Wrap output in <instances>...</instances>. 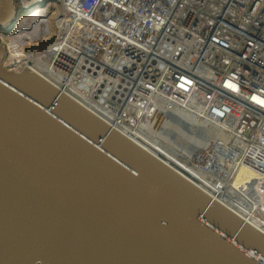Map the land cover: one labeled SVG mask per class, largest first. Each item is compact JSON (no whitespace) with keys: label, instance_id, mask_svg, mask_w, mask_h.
<instances>
[{"label":"water","instance_id":"95a60500","mask_svg":"<svg viewBox=\"0 0 264 264\" xmlns=\"http://www.w3.org/2000/svg\"><path fill=\"white\" fill-rule=\"evenodd\" d=\"M18 2L0 0L6 36ZM6 54L0 264H264L263 233Z\"/></svg>","mask_w":264,"mask_h":264},{"label":"bare ground","instance_id":"6f19581e","mask_svg":"<svg viewBox=\"0 0 264 264\" xmlns=\"http://www.w3.org/2000/svg\"><path fill=\"white\" fill-rule=\"evenodd\" d=\"M38 1L43 0H23L22 4L29 14L17 20L16 29L10 35L0 34L7 51L3 66L15 71L26 67L39 74L114 124L142 147L159 155L162 161L204 188L264 235V169L259 167L253 149L254 136L261 131L263 124L255 110L259 111L262 106L250 104L246 91L239 99L247 104H236L235 98H231L236 90L218 84L221 72L213 71L212 75V71L206 73L203 70L212 67L213 51L219 52L222 47L209 39L205 43L203 41L204 44L201 42L204 39L201 33L207 31L209 34L212 27L209 13L208 16L195 13V8L191 7L195 0H170L167 14L157 18L155 29L151 28L153 34L162 35L160 45L171 31L176 38L173 39L175 49L178 53H187L188 62L184 65L179 60L180 55L175 58L174 54L166 56L160 53L157 41L143 38L147 41L131 43L127 36L110 30L109 25L102 23L94 33L85 31L86 24L73 20L56 4V0H49L42 6L36 5ZM108 2L110 10L122 13L124 5H113L114 0ZM253 2H258L257 5L264 11V0H243L241 3L238 0H223V8L226 14L234 10L228 8L240 9V12L235 10L236 14H241L236 21L249 25L247 19L252 17H249L248 10ZM184 3L188 8L181 6ZM32 4L33 7L28 8ZM125 15L128 20L133 16L132 19L137 22L146 17L139 15L138 11L134 14L128 11ZM203 19L206 27L203 26L199 33L201 25L193 24ZM252 21L254 18L249 22ZM220 25L226 26L227 39L220 36L217 28L213 33L223 39L225 53L233 57V61L242 59L238 50H246L247 44L261 50L264 48L263 36L247 35V27L243 32L231 33V26L226 21ZM52 36H58V42L49 45L46 50L24 51ZM86 44L95 47L92 53L82 51ZM121 48L132 49L136 55L118 57ZM253 53L256 56L255 48ZM115 56L118 58L114 59ZM126 60L129 65L123 70L122 62ZM242 61V65L258 69L249 60L243 58ZM180 84L187 85V90L176 88ZM219 98L224 101V110L213 108V99ZM210 108L215 117L209 113ZM244 112H247L248 119L238 122L236 118ZM255 116L257 120L254 123ZM155 121H158L156 131L153 128ZM191 146L196 149L192 151ZM212 163L216 171L209 166Z\"/></svg>","mask_w":264,"mask_h":264},{"label":"built area","instance_id":"2783aa9c","mask_svg":"<svg viewBox=\"0 0 264 264\" xmlns=\"http://www.w3.org/2000/svg\"><path fill=\"white\" fill-rule=\"evenodd\" d=\"M48 1L49 0H43L41 2L38 1L36 5H39L42 3L46 5L48 4ZM56 1H57L56 4H58V6L61 7L62 11L67 12L68 15L73 20L82 21L83 24H86L87 28L85 31L94 33L100 27L101 23L103 25L106 24L110 26V30L118 31L119 34H123L124 36H127L131 43H137V42H142V41L144 42V41H147L146 39L148 38L149 39L148 41H157V47L160 49L159 50V52L161 51L160 53L166 56L168 55V53H171V54H174L175 58H177V56L180 55L179 60H181V63L186 65V63L188 62L187 53L185 54V52L183 51L178 53V50L175 49V40L173 39H176V38L174 37V35L170 33L171 31H169V34H167V40L161 45L159 44V42L161 43L162 35L160 34L159 36V34L155 32V30L154 32L156 33V35L152 33L151 28L153 27L155 29L154 25L156 24L155 21H157V18H160V16L163 13L167 14L168 9L171 5L170 0H114L113 5L115 4L124 5V7L121 8L122 13H119L115 10H110L108 6L109 5L108 1H112V0H56ZM197 1L199 0L193 1V4L191 6L193 9L195 8V13L198 14L199 12H201V14L202 13L204 15L206 14L205 16H208V13H209V18H211L212 20V22H210L212 27L210 29L209 34L207 31L204 34L201 33V28H203V26L206 27V21L204 19L201 20L200 23L194 22L193 24L194 26L201 25V27L199 28V33H201V35H203L205 39V40L202 39L201 42L203 43L204 41L205 43L206 39H209L215 44H219L222 46L219 49V52L215 50L213 51V54L215 56H213V65L211 69L206 67L203 70H205L206 73H209L210 71H212L210 73L214 75L213 71L220 69L219 71L221 72V74L218 80V84L220 86H223L229 89L233 87V89L236 90L234 94L235 97L231 95V98H235L236 104L238 105L247 104V103H243L239 99L243 91H246L245 94L247 95V97H249L250 104L252 103V104H255L256 106L257 105L262 106L259 111L258 109L255 110V113L256 114L258 113V115L261 116V119L263 120V124H262L261 131L257 132L256 133L257 135L254 136V148L253 149L256 152L257 160L259 162V167L261 169H264V48L260 50L255 45L245 46L244 49L249 48L250 51L249 50L242 51L239 48L238 54L240 55L242 59L240 61H237V60L233 61V57L227 56L225 53L226 44L224 43L223 39L217 36L216 33H213V31L216 28L219 29V31L217 32H219L220 36L221 37L224 36L223 37L224 40L227 39V36H226L227 28L224 25H220L222 24L223 21H226V24L231 26V33H238V30L240 31V29H238L239 26H237L236 24L237 23L236 18L241 17V14L240 13L236 14L235 10L239 11L240 9L228 8V9H234V10L233 11L231 10L229 11V14H226L227 11L225 13L224 8H223V0H204V4L201 3L199 6L197 5ZM238 1L241 3L243 0H238ZM246 1L249 2V0H246ZM253 1H257V0H253ZM18 3H19V7H21L22 9H26L22 3L20 2ZM257 3L258 2H253L251 4L252 8L250 9L249 17H254V22L257 24V26L262 27L261 29L264 31L263 29L264 11L261 10V8L259 7V5H257ZM34 4L30 5V7L28 8H32ZM183 5H186V3L182 4L181 6ZM128 11L131 12L132 14L138 11L139 15L144 14L146 17L144 18L142 17V19H140L138 22L132 19L133 16H131L130 19L128 20L127 16L125 15L127 14ZM224 17H226V19H224ZM216 36L218 38H216ZM143 38H146V39L143 40ZM94 48L86 44L85 46H83L82 51L88 54V53H92ZM230 48L232 49V44ZM254 48L258 50L257 56L253 55ZM172 51H176V52L173 53ZM127 55L135 56L136 51H133L132 49H129V48H121V52H119L118 57L127 56ZM188 55H190V53H188ZM118 57L115 56L114 59ZM235 57H239V56H235ZM243 58H245V60L247 61L249 60L253 65L255 63V66H257L258 69H254V67L252 66L247 67L245 65H242L244 64L242 61ZM128 63L129 61L127 60L122 62L123 70H124V66L129 65ZM215 65H216V68H215ZM173 70L175 69L173 68ZM176 88L180 89L181 91H184V90H187L188 86L185 84H180L179 86H176ZM213 100L214 101L212 105L214 104L213 106L214 109L217 107H221V108L224 107V104H223L224 101L223 100L221 101L220 98L218 100L217 99H213ZM211 108L209 109V113L211 112V115H214ZM247 117H248L247 112H244L242 116L236 118V120H238L239 122L243 118L248 119ZM256 118L257 116L254 117V123L257 120Z\"/></svg>","mask_w":264,"mask_h":264},{"label":"rangeland","instance_id":"374dc122","mask_svg":"<svg viewBox=\"0 0 264 264\" xmlns=\"http://www.w3.org/2000/svg\"><path fill=\"white\" fill-rule=\"evenodd\" d=\"M204 0H199V1H197V5L199 6L201 3L202 4H204V2H203ZM40 6H42V5H44V3H42V4H39ZM15 8H16V21L20 18V17H23V16H25V15H27V14H29V10L28 9H22L21 7H19V3H16V5H15ZM32 10V9H31ZM248 12L250 13V10H248ZM249 18V17H248ZM252 18H254V17H252ZM251 18V19H252ZM250 18L249 19H247V21H248V24L249 25H247V24H245L244 22H239V21H236L237 23V26H239L238 27V29H240V31L238 30V33H240V32H243L244 31V29H245V27H247L246 29V31H247V35H250V36H256L257 34H259V35H261V36H263V38H264V31L261 29V31H259V28H260V26H257V24L254 22V21H252V22H249L250 20H251ZM255 21H256V19H255ZM13 26V24L10 26V28ZM262 28V27H261ZM263 29H264V27H263ZM9 30V29H8ZM8 30H3V29H1L0 28V32H2V33H4V34H7V33H9L10 32V30L8 31ZM233 30V29H232ZM243 30V31H242ZM7 32V33H6ZM58 36H52V37H50L49 39H47V40H41L36 46H33V47H29V48H26L24 51L25 52H27V53H31V52H42V51H44V50H46L47 49V47H49V45H51V44H53L54 42H58ZM247 45H249L250 46V44H247ZM246 45V46H247ZM246 50H249L250 51V49L249 48H247ZM261 50V49H260ZM257 51L258 50H256L255 49V53H256V56H257ZM198 55V54H197ZM191 56V55H190ZM188 66H190V65H188ZM211 69V68H210ZM216 71H219V70H216ZM206 79V78H205ZM216 80V79H215ZM209 84V83H208ZM159 114V113H158ZM145 121V120H144ZM157 122L158 121H155V122H153V128H155V124H157ZM157 130V128H155V131ZM159 130H160V128H159ZM172 140V139H171ZM176 142V141H175ZM178 143H180L179 141H177ZM177 142H176V144H177ZM175 144V143H174ZM179 145V144H178ZM196 147V146H195ZM196 148H193L192 146H191V150L192 151H194ZM187 152H190L189 150H187ZM204 160V159H203ZM205 161V160H204ZM205 162H208V161H205ZM211 162V161H210ZM210 167H212V170H217V168H213V163L212 164H210L209 165ZM215 170V171H216ZM223 175H225V174H223ZM238 184H240V181H238L237 182Z\"/></svg>","mask_w":264,"mask_h":264},{"label":"flooded vegetation","instance_id":"af4514ba","mask_svg":"<svg viewBox=\"0 0 264 264\" xmlns=\"http://www.w3.org/2000/svg\"><path fill=\"white\" fill-rule=\"evenodd\" d=\"M11 29H12V27H11L9 30H11ZM9 30H8V31H9ZM6 33H7V32H6ZM3 34H4V33H3Z\"/></svg>","mask_w":264,"mask_h":264}]
</instances>
